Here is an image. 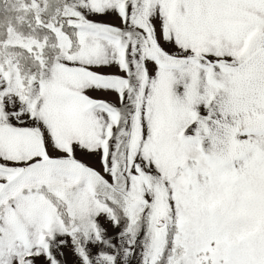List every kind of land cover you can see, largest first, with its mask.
Listing matches in <instances>:
<instances>
[{
	"label": "snow or ice",
	"instance_id": "snow-or-ice-1",
	"mask_svg": "<svg viewBox=\"0 0 264 264\" xmlns=\"http://www.w3.org/2000/svg\"><path fill=\"white\" fill-rule=\"evenodd\" d=\"M0 264H264V0H0Z\"/></svg>",
	"mask_w": 264,
	"mask_h": 264
}]
</instances>
